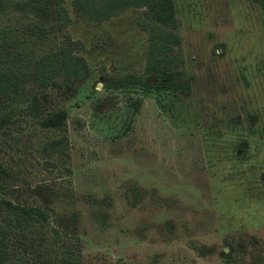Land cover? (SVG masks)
Returning <instances> with one entry per match:
<instances>
[{
    "label": "rangeland",
    "instance_id": "rangeland-1",
    "mask_svg": "<svg viewBox=\"0 0 264 264\" xmlns=\"http://www.w3.org/2000/svg\"><path fill=\"white\" fill-rule=\"evenodd\" d=\"M80 81L41 89L0 122V187L73 210L82 264H264V15L252 0H173L186 93L142 72L144 8L101 22L63 0ZM35 92L38 108L30 105ZM64 109L56 128L40 114ZM72 196L49 199L68 185Z\"/></svg>",
    "mask_w": 264,
    "mask_h": 264
},
{
    "label": "trees",
    "instance_id": "trees-1",
    "mask_svg": "<svg viewBox=\"0 0 264 264\" xmlns=\"http://www.w3.org/2000/svg\"><path fill=\"white\" fill-rule=\"evenodd\" d=\"M256 2L264 15V0ZM71 8L84 20L101 22L129 7H143L146 31L144 61L140 74L126 81L152 88L186 93L189 85L176 68L179 43L174 31L173 0H70ZM70 17L63 0H0V122L7 123L19 103L34 89L76 83L87 72L77 51L81 42L71 38L66 26ZM30 105L39 106L35 92ZM64 109L40 114L42 127L56 128L64 121ZM72 196L68 185L52 188L49 199ZM73 210L56 213L37 202L9 196L0 187V264H82Z\"/></svg>",
    "mask_w": 264,
    "mask_h": 264
}]
</instances>
